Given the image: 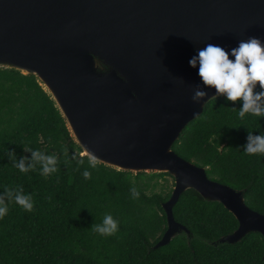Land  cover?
Instances as JSON below:
<instances>
[{"label":"water","instance_id":"water-1","mask_svg":"<svg viewBox=\"0 0 264 264\" xmlns=\"http://www.w3.org/2000/svg\"><path fill=\"white\" fill-rule=\"evenodd\" d=\"M264 43V0H0V66L34 74L51 95L82 155L117 169L165 172L174 179L162 203L167 226L150 248L181 231L173 206L193 188L236 218L213 241L264 239V213L244 190L208 177L172 145L211 98L189 59L208 44L226 51ZM259 83L257 82V86ZM200 88L205 95L192 99Z\"/></svg>","mask_w":264,"mask_h":264},{"label":"trees","instance_id":"trees-1","mask_svg":"<svg viewBox=\"0 0 264 264\" xmlns=\"http://www.w3.org/2000/svg\"><path fill=\"white\" fill-rule=\"evenodd\" d=\"M256 86L254 91H260ZM214 98V99H213ZM207 101L189 121L172 148L205 166L208 177L244 190L245 202L264 213V154L243 150L247 132H264V117L238 115L242 100L225 94ZM25 146L55 153L56 172L42 175L40 165L21 171L9 154L31 158ZM83 158L85 163L79 164ZM87 155L81 154L51 95L31 73L0 66V192L23 186L34 200L32 211L10 203L0 218V264H264V239L250 231L236 243L215 244L238 225L218 201L206 200L193 188L175 205L181 231L150 248L167 226L162 203L172 188L156 190L165 172L121 170L98 162L85 179ZM140 195L133 197L131 188ZM111 213L119 231L104 236L93 229Z\"/></svg>","mask_w":264,"mask_h":264},{"label":"clouds","instance_id":"clouds-1","mask_svg":"<svg viewBox=\"0 0 264 264\" xmlns=\"http://www.w3.org/2000/svg\"><path fill=\"white\" fill-rule=\"evenodd\" d=\"M230 52L232 58L229 51L223 47L208 44L189 59V64L193 67L198 65L197 72L204 84L214 86L218 93L225 94L229 100L236 101L238 98L242 100L238 111L241 118L247 113L257 118L264 117V43L259 37L252 36L247 40L239 41ZM257 82L260 91H254ZM204 95L205 92L198 87L193 92L192 99L196 100ZM25 149L31 152L28 163H25L28 158H17L14 152L9 150L12 160L17 163L21 171L27 172L37 164L40 165L42 175L57 171L58 157L54 152L47 153L28 146H25ZM243 150L249 154H264V132L253 133L252 130H248ZM98 162L95 155H87L88 167L84 168L82 173L85 179L91 178V169L96 168ZM78 163L84 164L85 161L81 158ZM130 191L133 197L140 195L135 187ZM12 202L27 211H32L34 208L32 194L26 193L23 186H5L0 192V218L8 214ZM119 223L117 218L107 213L102 222L93 225V229L104 236L114 235L119 231Z\"/></svg>","mask_w":264,"mask_h":264},{"label":"rangeland","instance_id":"rangeland-1","mask_svg":"<svg viewBox=\"0 0 264 264\" xmlns=\"http://www.w3.org/2000/svg\"><path fill=\"white\" fill-rule=\"evenodd\" d=\"M174 184V179L171 175H166L165 178H159L158 184L156 185V190H167L172 188Z\"/></svg>","mask_w":264,"mask_h":264}]
</instances>
